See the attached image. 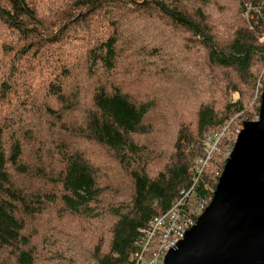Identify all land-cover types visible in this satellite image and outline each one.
Segmentation results:
<instances>
[{
  "label": "trees",
  "instance_id": "obj_1",
  "mask_svg": "<svg viewBox=\"0 0 264 264\" xmlns=\"http://www.w3.org/2000/svg\"><path fill=\"white\" fill-rule=\"evenodd\" d=\"M262 1L0 0V264H149L140 229L212 197L204 138L258 116Z\"/></svg>",
  "mask_w": 264,
  "mask_h": 264
},
{
  "label": "water",
  "instance_id": "obj_2",
  "mask_svg": "<svg viewBox=\"0 0 264 264\" xmlns=\"http://www.w3.org/2000/svg\"><path fill=\"white\" fill-rule=\"evenodd\" d=\"M163 264H264V84L243 120L212 197Z\"/></svg>",
  "mask_w": 264,
  "mask_h": 264
},
{
  "label": "built area",
  "instance_id": "obj_3",
  "mask_svg": "<svg viewBox=\"0 0 264 264\" xmlns=\"http://www.w3.org/2000/svg\"><path fill=\"white\" fill-rule=\"evenodd\" d=\"M246 11L245 15L249 19H253L256 16L261 17L264 20V1L261 4L254 7L250 2L245 4ZM241 127L237 128L233 133L236 136ZM226 127L221 132H215L208 134L203 140V147L205 155L198 159V167L196 168V173H200L203 166L210 159L212 154L216 153L219 140L222 136L226 135ZM235 137L230 141L228 150L226 151V156L232 150ZM211 197L198 202V204L193 206V215L189 212L183 211L179 203L172 206L165 213L156 216L148 221L145 227L140 229L139 239L137 241L138 250L135 253L137 258L136 263L143 262V254L154 242V238L158 235L159 242L156 248L151 253V258L148 261L149 264H163L162 259L165 253L174 247L184 236L186 230H188L192 225L195 224L197 217L202 213L210 201ZM190 200V199H188ZM189 201L186 202L187 208H189Z\"/></svg>",
  "mask_w": 264,
  "mask_h": 264
},
{
  "label": "rangeland",
  "instance_id": "obj_4",
  "mask_svg": "<svg viewBox=\"0 0 264 264\" xmlns=\"http://www.w3.org/2000/svg\"><path fill=\"white\" fill-rule=\"evenodd\" d=\"M72 31L73 30H71L70 32H72ZM73 51H74L73 53H77V51H78L77 47H74L73 48ZM75 58H76L75 56L70 57V61L72 62V67L73 68H74V66H77L79 64V60H76ZM69 81H72V85L73 86L77 84V85L82 86V88L83 87H88V82H87L88 80H87L86 76L83 75V74H77L75 77H73ZM232 97H233V99H236L238 97V94L237 93H233L232 94ZM234 119H231V122H232L231 125L233 127L230 128V129H228V131L226 133V135L228 136V139H229V140L227 139L228 140V143L232 140V138H234V137L236 138V136H233V133L235 132V130L237 128H239V127H242L241 122H239L237 120H234Z\"/></svg>",
  "mask_w": 264,
  "mask_h": 264
}]
</instances>
